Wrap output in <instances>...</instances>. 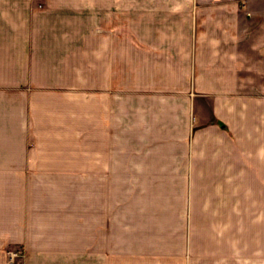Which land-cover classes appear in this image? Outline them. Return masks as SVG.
<instances>
[{"label": "crops", "instance_id": "0c3cea01", "mask_svg": "<svg viewBox=\"0 0 264 264\" xmlns=\"http://www.w3.org/2000/svg\"><path fill=\"white\" fill-rule=\"evenodd\" d=\"M9 245L264 264V0H0V264Z\"/></svg>", "mask_w": 264, "mask_h": 264}, {"label": "rangeland", "instance_id": "374dc122", "mask_svg": "<svg viewBox=\"0 0 264 264\" xmlns=\"http://www.w3.org/2000/svg\"><path fill=\"white\" fill-rule=\"evenodd\" d=\"M129 189V184H123V191H127ZM160 220H161V216H160ZM176 221L178 222V220L176 219ZM177 222H173L172 221V240L175 242L178 240L179 236H178V230H177V233H174L173 232V227L176 226ZM158 224H159V220H158ZM175 224V225H174ZM175 236V237H174ZM155 240L156 242H159L161 241V239L158 237V232L156 231L155 232ZM172 241V242H173ZM111 243V242H108V244ZM109 249V247H108ZM109 251V250H108ZM11 252H16L18 253L19 255H16V259L14 261L11 260L12 257H10V254ZM5 254L7 256V260L10 262V263H15V264H22L23 262V259H24V256H25V249L23 246L21 245H9L6 247L5 249Z\"/></svg>", "mask_w": 264, "mask_h": 264}, {"label": "built area", "instance_id": "2783aa9c", "mask_svg": "<svg viewBox=\"0 0 264 264\" xmlns=\"http://www.w3.org/2000/svg\"><path fill=\"white\" fill-rule=\"evenodd\" d=\"M16 255H19V254L16 252H11L10 257H12L11 258L12 261H14L16 259Z\"/></svg>", "mask_w": 264, "mask_h": 264}]
</instances>
